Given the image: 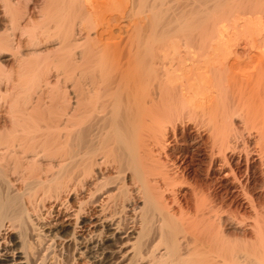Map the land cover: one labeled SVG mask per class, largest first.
Here are the masks:
<instances>
[{"label": "bare ground", "instance_id": "obj_1", "mask_svg": "<svg viewBox=\"0 0 264 264\" xmlns=\"http://www.w3.org/2000/svg\"><path fill=\"white\" fill-rule=\"evenodd\" d=\"M0 2V264H264V0Z\"/></svg>", "mask_w": 264, "mask_h": 264}, {"label": "rangeland", "instance_id": "obj_2", "mask_svg": "<svg viewBox=\"0 0 264 264\" xmlns=\"http://www.w3.org/2000/svg\"><path fill=\"white\" fill-rule=\"evenodd\" d=\"M40 1L41 0H14L13 7L15 8V10H17L19 13H22V14L24 12L29 13L30 11L32 13H36L35 11L39 10ZM0 4H1V2H0ZM1 5H0V15L2 14V12H1L2 6ZM34 6H35V8H34ZM32 9H34V10H32ZM35 9H38V10H35ZM8 15H9V13H8ZM1 26H2V24L0 25V28H1ZM0 33H3L2 30L0 31ZM5 53H7V54H4L1 56V60L3 62H2V64H0V92L5 95L4 90H2V88H3V89L9 90V92L11 94L10 97H12L13 95L23 96L24 93H21V89L26 87V85L29 83V80H30L29 77L27 78V73L25 71H22V69L27 71V63H25L24 59H22L23 60L22 63L24 65L20 64L21 61H19V60H21V59H19L18 53H15L12 51H5ZM17 56H18V58H17ZM24 67H26V69ZM20 72H21V74H20ZM68 84H70V83H68ZM66 85H67V82H66ZM67 86H69V85H67ZM62 89L64 90V88L62 87L59 90V92L63 91ZM9 99L8 98L4 99V98L0 97V115L2 114V116H5V111L3 110L4 105H5V101L9 100ZM3 113H4V115H3ZM2 116H0V117H2ZM256 180L257 179L253 180V181H255V184L258 183V181H256ZM32 219L34 220V222H37V219L35 216H32ZM41 223H45V222H41ZM49 223L51 225H55V224H60L61 222L60 221H57V222L52 221ZM46 224H47V222H46ZM46 226L49 227V225H46Z\"/></svg>", "mask_w": 264, "mask_h": 264}]
</instances>
